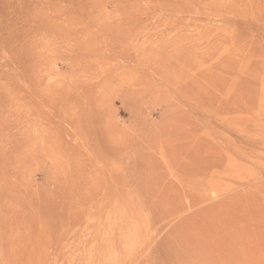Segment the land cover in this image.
Listing matches in <instances>:
<instances>
[{
  "label": "rangeland",
  "instance_id": "obj_1",
  "mask_svg": "<svg viewBox=\"0 0 264 264\" xmlns=\"http://www.w3.org/2000/svg\"><path fill=\"white\" fill-rule=\"evenodd\" d=\"M149 263L264 264V0H0V264Z\"/></svg>",
  "mask_w": 264,
  "mask_h": 264
},
{
  "label": "bare ground",
  "instance_id": "obj_2",
  "mask_svg": "<svg viewBox=\"0 0 264 264\" xmlns=\"http://www.w3.org/2000/svg\"><path fill=\"white\" fill-rule=\"evenodd\" d=\"M138 215V214H137ZM131 222V221H130ZM139 229V228H138ZM142 229V228H141ZM142 236V235H141ZM126 240V239H125ZM148 240V239H147ZM146 243H148V242H146ZM161 244V243H160ZM163 244V243H162ZM165 244V243H164ZM146 246V245H145ZM179 246V245H178ZM161 247V246H160ZM160 247H158L159 249H160ZM163 247V246H162ZM145 248V247H144ZM172 249V248H171ZM176 250V249H175ZM156 251L158 252V250L156 249ZM160 251H163L162 249L160 250ZM181 251H182V249H181ZM164 252H167V251H164ZM179 253H181V252H179ZM186 253V252H185ZM149 254H151V252H149ZM149 254L146 256L147 258H150L149 257ZM158 254V253H157ZM167 254V253H166ZM182 254V253H181ZM167 256V255H166ZM177 256V255H176ZM171 257V256H170ZM222 257V256H221ZM152 258V260H153V256L151 257ZM157 259V258H156ZM183 259V258H182ZM185 259V258H184ZM191 259V258H190ZM157 260H159V259H157ZM171 260V259H170ZM177 260V262H178V259H176ZM173 261V260H172ZM183 261V260H182ZM163 262V261H162ZM184 262V261H183ZM186 262V261H185ZM150 264V263H149Z\"/></svg>",
  "mask_w": 264,
  "mask_h": 264
}]
</instances>
